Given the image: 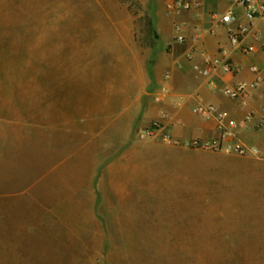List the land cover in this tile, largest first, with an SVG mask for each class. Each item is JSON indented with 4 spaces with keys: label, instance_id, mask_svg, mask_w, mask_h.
Instances as JSON below:
<instances>
[{
    "label": "crops",
    "instance_id": "crops-1",
    "mask_svg": "<svg viewBox=\"0 0 264 264\" xmlns=\"http://www.w3.org/2000/svg\"><path fill=\"white\" fill-rule=\"evenodd\" d=\"M200 3L190 11L169 15L162 0H154L152 27L155 38L165 45L156 48L155 42L154 48L146 49L145 58L142 45L131 39L122 24V123L114 127L119 133L112 134L110 104L105 96L110 93L105 90L96 104L93 98L80 99L72 87L63 88L61 97L55 99L54 113L41 112L38 123L31 122L25 113L0 115V200L23 208L19 218H44L41 208L45 207L95 205L98 174L109 175V182L114 172L122 175L114 188L120 206H157L153 198H158V192L167 196L171 190L184 197L191 167L175 160L191 157L199 159L196 181L205 206L233 205L212 201L220 199L219 191L222 200L231 199L240 182L247 193L259 191L264 199V160L184 146L194 140L212 142L219 138L215 119L204 120L192 112L202 103L214 105L240 124L235 130L239 142L264 152V18L252 22L250 33L240 44H232L228 28L218 21L230 9L238 17L243 10L226 0ZM176 26H180V33ZM177 35L184 37L182 45L176 43ZM247 45L253 48L250 54L241 51ZM190 51H194L191 61L186 58ZM206 58L228 63L232 72L218 66L203 76ZM166 73H170L168 80ZM257 75L261 85L244 102L223 96L222 89L253 82ZM156 95L161 96L160 103L154 102ZM162 114L166 115L164 131L180 146L158 147V140L140 139L138 128ZM246 117L249 120L245 121ZM32 135L37 137V146L31 145ZM112 142L122 143L114 156ZM160 166L167 172L159 177ZM25 208H32L29 216Z\"/></svg>",
    "mask_w": 264,
    "mask_h": 264
},
{
    "label": "rangeland",
    "instance_id": "rangeland-1",
    "mask_svg": "<svg viewBox=\"0 0 264 264\" xmlns=\"http://www.w3.org/2000/svg\"><path fill=\"white\" fill-rule=\"evenodd\" d=\"M154 9V0H0V115L25 113L38 123L41 112L54 113L63 88L96 104L105 90L112 134L119 133L122 24L145 58L155 42L165 45L147 27ZM121 146L112 142V156ZM175 163L191 167L189 189L184 197L158 192L157 206H120L117 172L111 182L96 175L95 205L41 208L44 218H19L23 208L0 200V264H264L261 193H247L240 182L231 199L222 200L219 191L212 201L233 205L205 206L196 181L199 159ZM31 210L25 208L26 216Z\"/></svg>",
    "mask_w": 264,
    "mask_h": 264
},
{
    "label": "built area",
    "instance_id": "built-area-1",
    "mask_svg": "<svg viewBox=\"0 0 264 264\" xmlns=\"http://www.w3.org/2000/svg\"><path fill=\"white\" fill-rule=\"evenodd\" d=\"M234 8H240L243 10L242 17H238L233 9L224 13L218 24L228 28L229 40L232 44H240L243 39L250 33L252 22L259 18H264V3H258L255 0H226ZM200 0H167L165 4V11L169 15L178 14L181 11H190L200 6ZM175 31L180 33V26L175 27ZM177 44L184 43V37L177 35L175 39ZM241 51L245 54H250L253 48L250 45L242 46ZM186 58L192 60L194 58V51H190ZM218 66H222L225 72H232V68L228 63H221L217 58H206L205 66L202 70V75L207 77L211 74L212 70ZM252 71L257 73L256 68H252ZM170 78V73L165 74V79ZM261 85L260 76H256L255 80L250 83H239L231 88L222 89L224 97L244 102L251 92L256 90ZM155 103L161 102V96L156 95L153 97ZM192 112L194 115L204 119H215L217 123V130L219 138L212 142H199L197 140L191 141L188 144H184L185 147L191 149H208L215 150L224 153H234L241 157L253 156L260 160H264V152L255 147H249L237 140L235 130L240 128V124L229 120L227 115L218 111V109L212 104H197L193 107ZM166 115L162 114L158 119L153 120L150 124L141 130L139 135L141 140H158L165 145L180 146L181 143L172 139L164 131V120ZM249 120V117L245 118V121Z\"/></svg>",
    "mask_w": 264,
    "mask_h": 264
},
{
    "label": "trees",
    "instance_id": "trees-1",
    "mask_svg": "<svg viewBox=\"0 0 264 264\" xmlns=\"http://www.w3.org/2000/svg\"><path fill=\"white\" fill-rule=\"evenodd\" d=\"M147 27H148L149 30H152V28H153L152 27V23L150 22V20H148Z\"/></svg>",
    "mask_w": 264,
    "mask_h": 264
}]
</instances>
